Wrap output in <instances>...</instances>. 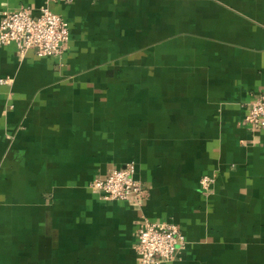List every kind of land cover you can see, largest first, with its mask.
I'll list each match as a JSON object with an SVG mask.
<instances>
[{"label":"crops","instance_id":"crops-1","mask_svg":"<svg viewBox=\"0 0 264 264\" xmlns=\"http://www.w3.org/2000/svg\"><path fill=\"white\" fill-rule=\"evenodd\" d=\"M49 8L61 57L0 47V264H141L145 222L179 225L168 264H264V0H0ZM144 193L91 187L128 164ZM211 176L210 192L200 181Z\"/></svg>","mask_w":264,"mask_h":264},{"label":"built area","instance_id":"built-area-1","mask_svg":"<svg viewBox=\"0 0 264 264\" xmlns=\"http://www.w3.org/2000/svg\"><path fill=\"white\" fill-rule=\"evenodd\" d=\"M70 28L65 20L49 8L33 14L30 8L4 12L0 22V47L16 44L20 56L34 50L41 58L61 57L70 41ZM247 122L264 129V89L252 105ZM136 166L131 163L109 173L106 179H96L91 187L108 201H127L141 198L144 189L136 179ZM215 184L211 176L201 178L203 191L210 192ZM186 237L176 224L145 222L138 234L136 252L141 264H168L177 260L186 246Z\"/></svg>","mask_w":264,"mask_h":264}]
</instances>
